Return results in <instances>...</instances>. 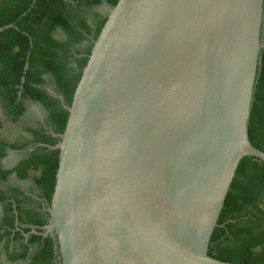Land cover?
<instances>
[{
	"label": "water",
	"instance_id": "95a60500",
	"mask_svg": "<svg viewBox=\"0 0 264 264\" xmlns=\"http://www.w3.org/2000/svg\"><path fill=\"white\" fill-rule=\"evenodd\" d=\"M102 5L70 105L47 88L68 117L40 144L59 151L42 235L61 264H234L208 247L239 161H264L248 138L264 0Z\"/></svg>",
	"mask_w": 264,
	"mask_h": 264
},
{
	"label": "trees",
	"instance_id": "16d2710c",
	"mask_svg": "<svg viewBox=\"0 0 264 264\" xmlns=\"http://www.w3.org/2000/svg\"><path fill=\"white\" fill-rule=\"evenodd\" d=\"M114 6L117 0H0V105L7 119L17 122L28 101L39 103L47 113L45 124L57 135L65 128L68 111L46 87L49 75L55 92L69 106L92 43L107 16L94 11L102 3ZM57 31L65 39H57ZM264 44V20L261 29ZM86 43V44H84ZM3 124L0 119V130ZM30 130L33 150L11 169L0 164V182L12 173L32 177L43 203L23 195L19 188L0 189V255L15 264H61L55 235L29 234L30 226L48 224V208L56 182L59 138ZM248 138L264 152V47L260 51L253 100L248 121ZM28 143L8 142L0 136V161L7 149L22 150ZM39 144V145H38ZM35 173L31 175V173ZM30 201V209L24 201ZM264 161L244 156L239 161L214 228L208 255L234 264H264ZM16 217L21 230H15ZM40 228V229H39ZM36 246V250L31 251ZM13 248V249H12ZM0 264H3L0 262Z\"/></svg>",
	"mask_w": 264,
	"mask_h": 264
},
{
	"label": "rangeland",
	"instance_id": "374dc122",
	"mask_svg": "<svg viewBox=\"0 0 264 264\" xmlns=\"http://www.w3.org/2000/svg\"><path fill=\"white\" fill-rule=\"evenodd\" d=\"M95 12H98L102 15H107V7L104 5L98 6L94 8ZM55 37L60 40H64L65 36L62 32L57 31L55 33ZM46 80V87L51 88L52 86V80L49 75H45ZM46 116V111L43 107L31 103L27 105V110L25 114L22 116L21 119H19L18 122H11L5 117V113L0 105V118L3 120V126L0 130V136L3 139L9 140V141H26L30 140L31 136L29 133L26 132L25 127H35L37 126ZM24 154H26V151H10L9 154L5 157V159L2 161V166H10L12 165L17 159L22 157ZM13 185H20L24 188H28L31 184L29 181H19L14 178L9 179L7 182H0V188H6ZM264 208V204H263ZM1 209V207H0ZM1 211V210H0ZM3 260V258H1ZM4 261V260H3ZM7 264H11L7 261H4Z\"/></svg>",
	"mask_w": 264,
	"mask_h": 264
},
{
	"label": "flooded vegetation",
	"instance_id": "af4514ba",
	"mask_svg": "<svg viewBox=\"0 0 264 264\" xmlns=\"http://www.w3.org/2000/svg\"><path fill=\"white\" fill-rule=\"evenodd\" d=\"M103 4V3H102ZM101 4V5H102ZM101 5H99V6H101ZM55 36V35H54ZM84 44H86V43H84ZM44 78H45V76H44ZM51 88L54 90V88H53V85L51 86ZM45 89H47V87H45ZM55 91V90H54ZM51 94V93H50ZM31 103H34V104H37V105H39V106H41L39 103H36V102H31V101H28V102H26L25 103V110H24V112L21 114V116L18 118V119H21L22 118V116L25 114V112H26V110H27V105L28 104H31ZM42 107V106H41ZM6 117V116H5ZM46 117H47V113H46V116H45V118L37 125V126H35V127H29V126H27V127H25V130H26V132L27 133H29V135L31 136V139L30 140H26V141H22V142H18V141H9V140H7L8 142H18V143H20V144H23V143H28V142H30L31 140H32V138H33V133H32V131H29V129L30 130H35V129H40V128H42V130H41V132L43 131V132H45V134L47 135V134H51V135H53V136H55V137H57V134L56 133H54L46 124H45V120H46ZM7 118V117H6ZM1 119V121H2V124H3V120H2V118H0ZM19 121V120H18ZM17 121V122H18ZM15 123V122H14ZM2 129V128H1ZM6 140V139H5ZM29 148H31V145H30V143H28L27 145H26V148H24V149H22V150H13V149H7L6 150V153H5V156L1 159V161H0V164H1V167L3 168V169H8L9 167H11V166H15L16 164H17V162L18 161H20L22 158H24V157H26L27 156V154L29 153V152H31V151H27ZM10 151H26V155L24 156V157H20L19 159H17L12 165H10V166H2V161L5 159V157L7 156V154H9V152ZM13 167H11V168H13ZM11 168H9V169H11ZM35 173L33 172V173H31V175H34ZM11 178H14V179H16V180H19V181H29L30 182V186L28 187V188H24V187H22V186H20V185H13V186H9V187H6V188H3L4 190H7V189H9V188H19L22 192H23V195H25V196H28V197H31L33 200H37V201H39V202H42L43 201V199L40 197V192H39V190L36 188V186H35V184L33 183V179H32V177H28V178H25V179H19V178H17V176L14 174V173H12L5 181H3V182H7L9 179H11ZM0 189H2V188H0ZM43 203V202H42ZM24 207L26 208V209H30V207H31V203H30V201H24ZM1 207V211H0V216L2 215V206H0ZM42 210L43 211H45V212H48V207L45 205V204H42ZM49 213V212H48ZM49 221V220H48ZM15 227H16V229L15 230H21V228H20V226L19 225H21L22 227H25V224H19L18 223V220H17V217H16V221H15ZM43 227L44 226H42V227H40L41 228V230L44 232V229H43ZM39 228V229H40ZM36 230L37 231V229L38 228H36V226H30V230H29V232H22V234H23V236H24V238L25 239H27V237L29 236V234H42L43 232H38L37 231V233H33L32 232V230ZM52 235V234H51ZM43 236V235H42ZM13 249V248H12ZM36 250V246L34 247H32L31 248V251H35ZM1 258H3V260L4 261H7V262H9V263H11L7 258H6V255H5V253L3 252V249L1 248V255H0V262H2L3 264H7V263H5L3 260H1ZM11 264H15V263H11Z\"/></svg>",
	"mask_w": 264,
	"mask_h": 264
}]
</instances>
